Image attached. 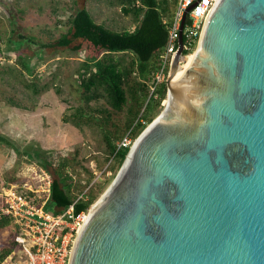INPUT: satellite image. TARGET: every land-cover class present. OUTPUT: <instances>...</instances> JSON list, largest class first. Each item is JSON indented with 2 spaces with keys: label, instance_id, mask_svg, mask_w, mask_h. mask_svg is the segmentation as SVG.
<instances>
[{
  "label": "water",
  "instance_id": "water-1",
  "mask_svg": "<svg viewBox=\"0 0 264 264\" xmlns=\"http://www.w3.org/2000/svg\"><path fill=\"white\" fill-rule=\"evenodd\" d=\"M190 8L168 104L91 204L68 264H264V0H218L183 58Z\"/></svg>",
  "mask_w": 264,
  "mask_h": 264
},
{
  "label": "rangeland",
  "instance_id": "rangeland-1",
  "mask_svg": "<svg viewBox=\"0 0 264 264\" xmlns=\"http://www.w3.org/2000/svg\"><path fill=\"white\" fill-rule=\"evenodd\" d=\"M121 4L120 0H0V133L21 151L75 155L78 163L73 180L81 178L84 182L89 174L80 166L88 168L92 179L99 181L98 185H92L94 188L100 186L97 198L112 181L119 166L116 164L112 170L103 173L109 161L97 125L99 112H94L91 120H85L86 123L79 126L74 124L71 115L77 107L92 113L103 104V99L91 100L85 106L76 74L88 57L102 53L82 40L72 43V46L80 44L78 51L71 49L72 46L42 47V44L54 42L66 33L69 16L80 7L88 9L97 23L110 29H132V15L124 14ZM20 34L30 39H25L18 47L13 41ZM19 55L34 67L33 74L24 84L35 82L38 88L47 84L41 92L34 93L14 76L16 72L7 69L20 66ZM163 102L155 110L152 120L162 110ZM125 117L126 111L114 114L110 122L123 134L127 133ZM109 127L114 126L109 124ZM41 176H49L43 167L29 161L27 155L0 145V202L3 194L9 193L17 184L11 178L22 179L23 185L32 186ZM11 231L12 227L0 231L1 247L7 244Z\"/></svg>",
  "mask_w": 264,
  "mask_h": 264
},
{
  "label": "trees",
  "instance_id": "trees-1",
  "mask_svg": "<svg viewBox=\"0 0 264 264\" xmlns=\"http://www.w3.org/2000/svg\"><path fill=\"white\" fill-rule=\"evenodd\" d=\"M121 11L132 15L134 26L132 29L113 30L101 23H97L85 7H80L71 14L67 20V32L42 47H69L74 41H86L94 49L99 50L100 56L88 57L80 69L76 71L81 97L85 106L91 100L103 99V104L89 113L84 107L75 108L71 115L72 121L79 126L85 120H91L94 112H99V125L105 151L108 154L109 165L103 171L112 170L114 166L120 167L130 144L120 145L124 137L134 140L137 135L152 120V115L166 97V81L155 84L154 74L159 66L160 55L166 45L168 30L175 8V0H120ZM138 2V3H137ZM27 38L19 35L13 42L19 47ZM184 39V35H183ZM193 44V48H195ZM80 44L71 49L78 51ZM184 50L183 54L191 53ZM1 54V48H0ZM18 68H7L16 72L15 77L21 83L33 74L34 67L19 55ZM34 93L41 92L47 87H37V83L29 82ZM126 111L124 126L126 134L114 123H110L114 114ZM114 126L113 128L109 127ZM0 145L13 148L18 154L27 155L28 160L43 167L50 176V195L44 205L45 209L53 214L63 212L74 203V213L86 210L97 198L100 186L94 188L92 173L88 168L82 167L89 176L84 182L81 178L74 179L76 156L69 154H53L46 151L19 150L14 142L0 133ZM53 154V155H52ZM54 157V158H53ZM12 182L22 183V179L11 178ZM11 228L8 241L0 250V264L7 254L15 247V228L12 218L8 215L0 216V231Z\"/></svg>",
  "mask_w": 264,
  "mask_h": 264
},
{
  "label": "built area",
  "instance_id": "built-area-1",
  "mask_svg": "<svg viewBox=\"0 0 264 264\" xmlns=\"http://www.w3.org/2000/svg\"><path fill=\"white\" fill-rule=\"evenodd\" d=\"M217 0H175L171 25L166 45L160 55L159 66L155 71V84L167 81L174 52L178 50V33L185 9L186 13L182 36L184 50L194 51L202 34L205 22ZM138 3V2H137ZM196 47V46H195ZM190 54V53H189ZM188 54H184L187 56ZM124 137L120 145L130 144ZM32 186L14 184L10 192L3 194L0 202V216L12 218L15 228V247L2 260L1 264H68L75 236L89 212V207L74 213V203L63 212L53 214L44 208L50 195V177L41 176ZM0 246V250H1Z\"/></svg>",
  "mask_w": 264,
  "mask_h": 264
},
{
  "label": "bare ground",
  "instance_id": "bare-ground-1",
  "mask_svg": "<svg viewBox=\"0 0 264 264\" xmlns=\"http://www.w3.org/2000/svg\"><path fill=\"white\" fill-rule=\"evenodd\" d=\"M218 1V0H217ZM216 1V2H217ZM216 4V3H215ZM215 6V5H214ZM214 6H213V8H214ZM212 8V9H213ZM212 11V10H211ZM204 28H205V26H204ZM204 28H203V31H204ZM203 31H202V34H201V38H200V40H199V43H198V45L195 47V49H194V51H192L190 54H188L187 56H185V57H183V58H186V57H188V56H191V55H193L196 51H197V49H198V47H199V45H200V42H201V39H202V35H203ZM167 104H168V99L167 98H165L164 99V102H163V107H165V106H167ZM161 111V110H160ZM93 206L94 205H91V206H89L90 207V209H89V212H90V210L93 208Z\"/></svg>",
  "mask_w": 264,
  "mask_h": 264
}]
</instances>
